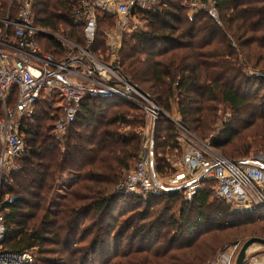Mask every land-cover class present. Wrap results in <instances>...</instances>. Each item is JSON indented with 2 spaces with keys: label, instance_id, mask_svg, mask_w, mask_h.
Returning <instances> with one entry per match:
<instances>
[{
  "label": "trees",
  "instance_id": "16d2710c",
  "mask_svg": "<svg viewBox=\"0 0 264 264\" xmlns=\"http://www.w3.org/2000/svg\"><path fill=\"white\" fill-rule=\"evenodd\" d=\"M25 1L0 0V18H15ZM79 1L32 0L34 23L84 45L83 24L74 17ZM192 2L159 0L138 12L143 26L122 33L114 65L168 114L176 105V115L202 139L216 131L220 106L229 109L234 118L211 144L244 160L264 151V0H215L218 13ZM114 20L98 19L94 52L111 53L103 29L114 28ZM38 41L63 55L55 37ZM59 100L47 94L24 119L27 149L3 185L15 198L6 213V249L31 253L38 264H207L224 240L264 238V207L233 211L214 196L212 181L191 199L181 188L147 196L117 189L141 156L148 128L154 173H177L173 159L181 149L168 117L151 123L127 99L87 97L59 135Z\"/></svg>",
  "mask_w": 264,
  "mask_h": 264
},
{
  "label": "built area",
  "instance_id": "2783aa9c",
  "mask_svg": "<svg viewBox=\"0 0 264 264\" xmlns=\"http://www.w3.org/2000/svg\"><path fill=\"white\" fill-rule=\"evenodd\" d=\"M158 2L80 0L74 17L83 24L85 45L37 26L32 0L22 4L15 18H0V264H31L34 261L31 253H18L4 247L8 232L6 213L15 198L3 192V185L7 170L15 167L13 163L27 149L21 132L24 119L35 113L39 101L47 94H58L60 98L55 104L60 107V115L54 126L59 135L66 133L74 123L87 97H121L141 107L151 123L162 115L174 123L181 154L170 159L177 173L167 183H163L160 176L159 183L155 182L151 131L146 130L141 156L118 182L120 192L147 196L163 188H181L186 198L191 199L203 187V182L209 180L213 182L214 196L239 212L254 213L264 207V154L240 161L229 159L209 140L190 130L180 117L169 115L143 94L117 66L103 62L93 53L99 18L115 17L116 32L109 29L103 32L111 39V49L116 50V35L122 36L123 32L138 27L137 13L151 10ZM192 6L218 13L215 0H209L208 4L193 0ZM42 34L61 42L64 48L61 57L42 48L38 41ZM240 245V242L233 243L208 264H236L234 259ZM243 264H264V246H251Z\"/></svg>",
  "mask_w": 264,
  "mask_h": 264
},
{
  "label": "rangeland",
  "instance_id": "374dc122",
  "mask_svg": "<svg viewBox=\"0 0 264 264\" xmlns=\"http://www.w3.org/2000/svg\"><path fill=\"white\" fill-rule=\"evenodd\" d=\"M191 3H189V2H184V5H186V6H188V5H190ZM192 9H191V12L190 13H192ZM114 22H115V20H114ZM139 26L140 27H142L143 26V23L142 22H140L139 23ZM116 27V26H115ZM115 27L114 28H112V27H109V26H106L104 29H103V31L105 30V29H109L110 31H112V30H115ZM114 32H116V30L114 31ZM55 33H57V34H59V35H63L64 37H66V38H68V39H70V40H73V41H76V42H78L76 39L77 38H70V37H67V35H65V33H64V31H60V32H55ZM106 36V39H107V45H110V41H111V39H110V37L108 38V36L107 35H105ZM111 36V35H110ZM121 37L122 36H118V35H116V37H115V41H114V45H115V43H116V50H111V53H107L106 55L102 52V50L100 49V50H98L97 51V53L96 52H94L93 51V49H92V51H93V53L99 58V59H101L103 62H105V63H112V64H114V59L116 58L115 57V55L116 54H113V52H117V50L120 48V46H121ZM111 38H112V36H111ZM80 43V42H79ZM85 45V44H84ZM113 48L115 49V47L113 46ZM106 57H109V60H107L106 59ZM122 72V71H121ZM123 73V72H122ZM125 74V73H124ZM58 95V94H57ZM59 96V95H58ZM57 98V97H56ZM175 106V108L173 109V112H171V113H169V115H171V116H173V117H176L177 115V109H176V105H174ZM162 108V107H161ZM163 109V108H162ZM164 110V109H163ZM165 111V110H164ZM166 112V111H165ZM234 118V115L232 114V112L229 110V109H226L225 107H223V106H220V111H219V120H218V122L216 123V131L215 132H212L211 134H210V136L206 139V140H209L210 142H212V137H213V135H216L219 131H220V129L222 128L223 129V126H224V124H226V123H228L229 121H231L232 119ZM205 140V139H204ZM218 150V149H217ZM219 152L221 151V150H218ZM223 151V150H222ZM221 151V153H223ZM175 154V153H174ZM261 154H264V151H260V152H253L251 155H250V157H253V156H255V157H257V156H259V155H261ZM223 155L225 156V154L223 153ZM153 157V156H152ZM13 165H14V163H13ZM12 165V166H13ZM10 169V168H9ZM7 170V173L10 171V170ZM173 176V175H172ZM171 176V177H172ZM171 177L169 176V177H162L161 175H160V178H161V180L163 181V183L165 182V183H167L168 181L167 180H169V179H171ZM155 182H157V183H159V179H158V176H156L155 178ZM160 186L161 187H164V184L162 185V184H160ZM164 189V188H163ZM231 206V205H230ZM231 209L233 210V211H235V209L231 206ZM261 222V221H260ZM236 242V240L233 238V239H231V240H224V242H223V244L217 249V252H216V255L210 260V261H212V260H214L216 257H218L219 255H220V253H222L225 249H227V247H229L230 245H232L233 243H235ZM238 242H240V246H242L243 245V243L245 242V241H242L241 240V238L239 239V241ZM252 247H254V248H257L258 247V245H253ZM241 249V248H240ZM252 249V248H251ZM239 252H240V250H239ZM239 252H238V254H239ZM219 254V255H218ZM238 254H236L235 255V259H234V261L237 259V256H238ZM33 257H34V263L36 262V264H38V261H37V258H36V256L35 255H33ZM209 263V262H208ZM207 263V264H208Z\"/></svg>",
  "mask_w": 264,
  "mask_h": 264
},
{
  "label": "water",
  "instance_id": "95a60500",
  "mask_svg": "<svg viewBox=\"0 0 264 264\" xmlns=\"http://www.w3.org/2000/svg\"><path fill=\"white\" fill-rule=\"evenodd\" d=\"M253 245H261V246H264V238H260V237H252V238H249L247 239L241 249H240V252L237 256V259H236V264H243L244 262V259L246 258V255H247V251L248 249L253 246Z\"/></svg>",
  "mask_w": 264,
  "mask_h": 264
},
{
  "label": "crops",
  "instance_id": "0c3cea01",
  "mask_svg": "<svg viewBox=\"0 0 264 264\" xmlns=\"http://www.w3.org/2000/svg\"><path fill=\"white\" fill-rule=\"evenodd\" d=\"M146 130H147V131H150V129H149V128H148V129H145V131H146Z\"/></svg>",
  "mask_w": 264,
  "mask_h": 264
}]
</instances>
